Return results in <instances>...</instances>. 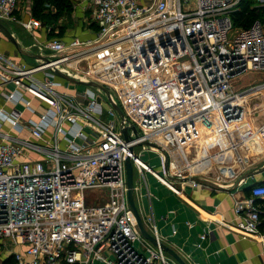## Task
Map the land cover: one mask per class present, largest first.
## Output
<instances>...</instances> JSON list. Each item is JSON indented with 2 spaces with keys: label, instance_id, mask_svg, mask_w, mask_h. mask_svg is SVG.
I'll return each mask as SVG.
<instances>
[{
  "label": "built area",
  "instance_id": "1",
  "mask_svg": "<svg viewBox=\"0 0 264 264\" xmlns=\"http://www.w3.org/2000/svg\"><path fill=\"white\" fill-rule=\"evenodd\" d=\"M19 1L0 0V20L14 19ZM87 1L94 38H52L44 46L53 54L37 65L0 53V79L14 87L4 94L13 109L0 107V243L15 248L12 264H179L151 214L142 218L156 243L142 235L125 162L130 156L141 175L176 193L177 178L246 180L264 153V120L255 112L264 116V80L242 88L235 80L264 70V0ZM252 12L256 18L230 38L237 14L245 20ZM56 70L105 86L109 107L93 86L60 91ZM144 141L164 150L163 173L136 152ZM234 216L233 230L261 235L264 184L235 200Z\"/></svg>",
  "mask_w": 264,
  "mask_h": 264
},
{
  "label": "crops",
  "instance_id": "2",
  "mask_svg": "<svg viewBox=\"0 0 264 264\" xmlns=\"http://www.w3.org/2000/svg\"><path fill=\"white\" fill-rule=\"evenodd\" d=\"M47 1L50 3L43 7L36 0H20L13 14L15 18L1 20L20 48L29 54L20 51L2 31L0 53L16 62L37 65L44 60L41 57L47 58L53 54L44 46L52 38L69 42L74 37L85 40L96 36L97 26L91 22V9L87 0ZM29 19L39 22L30 30L23 25ZM38 75L42 76V73ZM57 80L61 82L58 87L60 91L76 94L80 90L78 86L72 85L73 82L61 76ZM12 89L14 87L10 82L3 83L0 79V107L6 111L14 107L4 96ZM19 105H16L17 109H24L18 108ZM23 111L25 117H35L27 110ZM3 129L10 131V125L3 124ZM21 134L27 136L28 132L23 131ZM49 134L47 130L46 135ZM136 152H140L142 159L153 168L157 165L162 168L161 153L157 154L148 146ZM148 154L154 155L153 158ZM31 156L38 158L35 154ZM257 169L260 171L257 172ZM136 172L134 181L138 190L135 198L141 216L145 218L153 215L163 242L174 249L187 264H264V228L260 229L261 235H243L230 225L236 221L235 200L250 195L253 185L264 183V153L257 163L250 166L245 173L246 180L241 184L233 181L217 182L203 177L223 188L177 178L173 186L180 190L176 193L154 175L145 173L143 176L138 170ZM2 248L5 254L0 256V264H12L15 248L0 243Z\"/></svg>",
  "mask_w": 264,
  "mask_h": 264
},
{
  "label": "water",
  "instance_id": "3",
  "mask_svg": "<svg viewBox=\"0 0 264 264\" xmlns=\"http://www.w3.org/2000/svg\"><path fill=\"white\" fill-rule=\"evenodd\" d=\"M0 31H2L5 34L6 37H8L12 42H14L17 45V47H18V49L20 51H22V52H24L26 54H29V53H27L26 51H24V50H22L20 48V46L17 44L15 38L12 36V33L10 32V30L4 25V23L1 20H0ZM41 58H43L44 60L47 59L45 57H41ZM55 72L57 73L58 76L63 77L64 79H66L69 82H73V83L78 84V85H89V86L97 87V88L103 89L106 92L107 95L109 94V90L105 86H103V85H101L99 83H96V82H83V81L77 80V79L71 77L70 75L65 74V73H63V72H61L59 70H56ZM115 109L122 116L123 113H122V110H121L120 106L115 105ZM131 130L134 132V134H136V135L139 134V131H138V129H137V127L135 125L131 126ZM122 133H123V135H124L126 140L130 139V132H129V129L127 127L122 129ZM141 144L157 148L161 152H164V150L159 145H157L154 142L144 141ZM133 148H134L133 146H130V150L131 151L133 150ZM125 165H126L127 186H128V192L127 193H128V200H129L130 207H131L132 211L134 212V214L136 216L137 223H138V226H139V229H140L142 235L145 238H147L148 240H150L151 242L156 243L155 237L152 234H150L147 231V229L145 228V225H144V222H143V218H142V216L140 214V211H139V209L137 207V204H136V201H135L134 166H133V163H132V160H131L130 156L127 157ZM167 165H168V163H166V167H167ZM256 171L258 172V171H260V169H257ZM189 179L193 180L195 182H198V183H202V184H206V185L212 186V187L223 188L219 184H217V183H215L213 181H210L208 179H205L203 177H200V176H192ZM162 247L168 254L173 256L177 260V262L179 264H187L184 261V259L174 249H172L171 247H169L165 243H162Z\"/></svg>",
  "mask_w": 264,
  "mask_h": 264
},
{
  "label": "rangeland",
  "instance_id": "4",
  "mask_svg": "<svg viewBox=\"0 0 264 264\" xmlns=\"http://www.w3.org/2000/svg\"><path fill=\"white\" fill-rule=\"evenodd\" d=\"M259 12H260V10H258ZM254 16H255V14H254ZM252 17V19H251V17H248V19L246 18L241 24H235V26H234V28L232 29V30H230V32H229V37L230 38H233L241 29H242V26L241 25H244V24H248L249 22H251L252 20H254L256 17ZM264 80V70H261V69H250V70H248V71H246L245 73H243V74H241L236 80H235V84H236V86H240V88H242V87H247V86H249V85H251V84H257V83H259V82H261V81H263ZM72 85H74L75 87H79L81 90H83L84 88H85V85H78V84H74V83H72ZM93 89H94V91H98L99 93H100V95L102 96V103H103V106H104V108H108L109 107V105H108V103H109V100H108V96H107V94H106V92L103 90V89H100V88H97V87H93ZM259 101V99L257 98V99H255V100H253V101H251V103H252V106H253V102H258ZM21 107H23V105L21 104V105H19V107L18 108H21ZM251 110V109H250ZM256 112V115L259 113V116H258V120L260 121V122H262L263 120H264V116H262L261 114H260V110L259 111H255ZM255 112H254V114H255ZM106 117V114H104V118ZM114 118V120L116 119L115 117H113ZM79 141V140H78ZM261 144L263 145V142H261ZM146 145H143V144H140V145H138V146H136V149L135 150H138V149H141V148H143V147H145ZM150 149H152V150H154L157 154L158 153H161V151L159 150V149H157V148H154V147H151V146H148ZM183 150H184V153H189V151H190V149L189 148H183ZM148 156L149 157H151V158H153V156L154 155H149L148 154ZM156 157H157V155H156ZM155 157V158H156ZM142 158H143V156H142ZM193 165V164H192ZM159 166L160 165H157V167L156 166H154V168H156V170L158 171V172H161V173H163V170H162V168L160 169L159 168ZM134 176L136 177L137 176V172H136V170L134 169ZM100 192H97V191H93V192H88V194L90 195V196H93V195H95V196H98L99 197V194ZM101 195H103V196H101V197H99L100 199L99 200H101V201H103L104 200V193H101ZM135 201H136V198H135ZM136 204H137V202H136ZM137 207H138V205H137ZM139 208V207H138ZM8 252H10V251H8ZM5 254V252H4V249L2 248V249H0V256L1 255H4Z\"/></svg>",
  "mask_w": 264,
  "mask_h": 264
},
{
  "label": "trees",
  "instance_id": "5",
  "mask_svg": "<svg viewBox=\"0 0 264 264\" xmlns=\"http://www.w3.org/2000/svg\"><path fill=\"white\" fill-rule=\"evenodd\" d=\"M37 2H38V4L41 6H43V7H45L48 3H50V2H48V3H46V0H36ZM55 1L53 0V3H54ZM51 3H52V1H51ZM56 3V2H55ZM254 12H252V13H249L248 15H249V17H251V19H252V17L254 16ZM238 15V17H237V19H236V21H237V24H241L244 20L243 19H240V15H241V13H238L237 14ZM256 15V14H255ZM247 19H248V17H247ZM250 23V22H249ZM244 25H248V24H244ZM259 184H264V183H259ZM262 228H264V223L262 224V226H261V229Z\"/></svg>",
  "mask_w": 264,
  "mask_h": 264
},
{
  "label": "bare ground",
  "instance_id": "6",
  "mask_svg": "<svg viewBox=\"0 0 264 264\" xmlns=\"http://www.w3.org/2000/svg\"><path fill=\"white\" fill-rule=\"evenodd\" d=\"M250 109H252V108L250 107V105H248L246 110H247L248 112H250V111H251ZM155 173H156L158 176H160L161 178H163V177H162L160 174H158L156 171H155ZM163 179H164V178H163ZM165 180H166V179H165ZM166 181H167V180H166ZM167 182H168V181H167ZM168 183H169V182H168ZM170 185H172V187H174L173 184H170ZM174 188H175V187H174Z\"/></svg>",
  "mask_w": 264,
  "mask_h": 264
}]
</instances>
